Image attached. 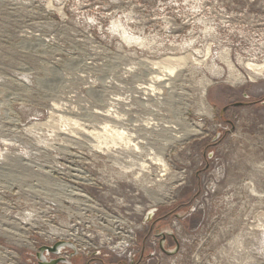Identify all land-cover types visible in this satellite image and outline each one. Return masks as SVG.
Here are the masks:
<instances>
[{
    "label": "rangeland",
    "instance_id": "374dc122",
    "mask_svg": "<svg viewBox=\"0 0 264 264\" xmlns=\"http://www.w3.org/2000/svg\"><path fill=\"white\" fill-rule=\"evenodd\" d=\"M61 238L264 264V0H0V264Z\"/></svg>",
    "mask_w": 264,
    "mask_h": 264
},
{
    "label": "water",
    "instance_id": "95a60500",
    "mask_svg": "<svg viewBox=\"0 0 264 264\" xmlns=\"http://www.w3.org/2000/svg\"><path fill=\"white\" fill-rule=\"evenodd\" d=\"M155 214V211H151L147 214V219H151ZM176 216H179L178 214ZM170 234V233H168ZM165 233H163V237H165ZM177 242V241H176ZM161 249L166 251L164 249L163 243L160 244ZM63 249H72L74 253H77L76 246L73 242L71 241H66V240H60L56 242L54 245H41L38 249L37 252V257L40 260V264H68V260L63 258V257H57L58 255L61 254ZM179 249V243L177 242L176 249L174 251H166L170 254L176 253ZM51 253L53 256H55L53 259L48 260L47 257H45L44 253L45 252Z\"/></svg>",
    "mask_w": 264,
    "mask_h": 264
},
{
    "label": "bare ground",
    "instance_id": "6f19581e",
    "mask_svg": "<svg viewBox=\"0 0 264 264\" xmlns=\"http://www.w3.org/2000/svg\"><path fill=\"white\" fill-rule=\"evenodd\" d=\"M164 66H167V65H164ZM168 67V66H167ZM166 68V67H165ZM155 69V68H154ZM170 69H173V68H170ZM173 70H175V68L173 69ZM164 71V70H163ZM169 71V70H168ZM165 73V72H164ZM165 75V74H164ZM166 76V75H165ZM169 76V75H168ZM170 77V76H169ZM166 78H168L167 76H166ZM169 79V78H168ZM162 80H163V77H162ZM165 80V79H164ZM167 80V79H166ZM165 83V82H164ZM147 124H149V122L147 123ZM150 125H152V123L151 124H149V126ZM169 128H168V130H170L171 132V134H173V132H175V130L173 129V126L172 125H167ZM116 133H117V136H120V135H123V133H120L118 130L116 131ZM133 134V133H132ZM129 136V135H128ZM139 137V136H138ZM126 138V137H125ZM135 138V137H134ZM138 140V139H137ZM132 141V140H131ZM144 141V140H143ZM140 142V141H139ZM143 143V142H142ZM149 149V148H148ZM151 149V148H150ZM144 150V149H143ZM145 152V151H144ZM147 153H149L148 155H154V156H148L147 157V159H149V160H151V163L152 164H158V165H160L161 167H160V171H158L157 173H156V176H164L165 174H167L168 172H169V167H168V165L164 162V160L161 158V157H159L158 156V154L156 155V153H155V150L153 151L152 149L149 151V152H147ZM136 157V156H135ZM139 157V156H138ZM142 158V157H141ZM139 160V159H138ZM142 166H147V165H145L143 162H142V164H141ZM148 167V166H147ZM149 167H151V166H149ZM158 201V200H157Z\"/></svg>",
    "mask_w": 264,
    "mask_h": 264
},
{
    "label": "flooded vegetation",
    "instance_id": "af4514ba",
    "mask_svg": "<svg viewBox=\"0 0 264 264\" xmlns=\"http://www.w3.org/2000/svg\"><path fill=\"white\" fill-rule=\"evenodd\" d=\"M37 252L34 254V257H35V260H36L37 264H40V260L37 257ZM44 255H45V257H47L48 260H51V259H53L55 257L51 253H48L47 251L44 253ZM79 256L80 255L78 253H74V251L70 250V257H69V259H67L68 260V264H73L74 260L79 258Z\"/></svg>",
    "mask_w": 264,
    "mask_h": 264
},
{
    "label": "built area",
    "instance_id": "2783aa9c",
    "mask_svg": "<svg viewBox=\"0 0 264 264\" xmlns=\"http://www.w3.org/2000/svg\"><path fill=\"white\" fill-rule=\"evenodd\" d=\"M61 240H65V239H62L61 238ZM60 241V240H59ZM66 241H71V242H73L74 244H75V246H76V249H77V253L80 255V253H84V250L81 248V246H80V244H77L76 242H74L73 240H66ZM58 242V241H57ZM55 244V243H54ZM53 244V245H54ZM50 246H52V245H50ZM70 250H72V249H63L62 250V252H61V254L60 255H58L57 257H63V258H66V259H69V257H70Z\"/></svg>",
    "mask_w": 264,
    "mask_h": 264
}]
</instances>
